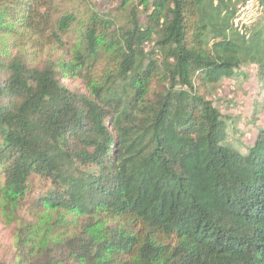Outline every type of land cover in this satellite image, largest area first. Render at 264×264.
<instances>
[{
  "label": "trees",
  "instance_id": "trees-1",
  "mask_svg": "<svg viewBox=\"0 0 264 264\" xmlns=\"http://www.w3.org/2000/svg\"><path fill=\"white\" fill-rule=\"evenodd\" d=\"M243 1L0 0V264H264V126L210 98L264 94Z\"/></svg>",
  "mask_w": 264,
  "mask_h": 264
},
{
  "label": "rangeland",
  "instance_id": "rangeland-1",
  "mask_svg": "<svg viewBox=\"0 0 264 264\" xmlns=\"http://www.w3.org/2000/svg\"><path fill=\"white\" fill-rule=\"evenodd\" d=\"M120 1L121 0H87L89 6L101 12H112L114 8L119 5ZM71 7L74 6L71 4L65 5V8ZM4 38L6 41L9 40L7 36ZM27 50H29V48H27ZM46 52H50V54L53 55L57 54V51H50L48 49ZM2 77L3 74L0 73V78ZM65 82L69 83L68 81ZM253 82L255 81H253L251 77L246 80L239 78L237 81L223 79L215 89L214 95L210 97L216 100V104H218L222 112L233 115L234 117H239L237 126L241 130V134H236V136L230 138V140L235 147L240 150H244L245 146H250L255 139L257 127L264 126V94L256 91L255 86L252 85ZM75 84L80 85V83L76 81L71 83V86ZM257 94L260 95L257 96ZM253 100L261 102L260 109L257 110V107L253 109ZM11 243L10 228L6 226L0 218V259L8 258L11 252Z\"/></svg>",
  "mask_w": 264,
  "mask_h": 264
},
{
  "label": "built area",
  "instance_id": "built-area-1",
  "mask_svg": "<svg viewBox=\"0 0 264 264\" xmlns=\"http://www.w3.org/2000/svg\"><path fill=\"white\" fill-rule=\"evenodd\" d=\"M264 7L260 0H245L238 5L233 17V27L239 34H246L247 28L260 16Z\"/></svg>",
  "mask_w": 264,
  "mask_h": 264
}]
</instances>
